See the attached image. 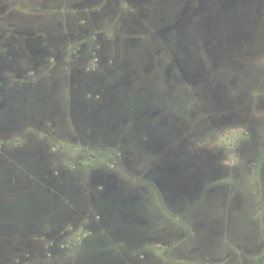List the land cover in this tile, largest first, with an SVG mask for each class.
<instances>
[{"label": "rangeland", "instance_id": "374dc122", "mask_svg": "<svg viewBox=\"0 0 264 264\" xmlns=\"http://www.w3.org/2000/svg\"><path fill=\"white\" fill-rule=\"evenodd\" d=\"M1 65L0 264H264V0H0Z\"/></svg>", "mask_w": 264, "mask_h": 264}, {"label": "trees", "instance_id": "16d2710c", "mask_svg": "<svg viewBox=\"0 0 264 264\" xmlns=\"http://www.w3.org/2000/svg\"><path fill=\"white\" fill-rule=\"evenodd\" d=\"M16 69H9L7 67H3L2 65L0 66V136H2V138L0 137V157L2 158H6L7 156V151H6V147L5 142H7L8 139H5V133L3 130V128H1V126H3V122L1 121V117H2V112L4 111L5 107L7 106L8 103V95H7V91L8 88L5 86V83L9 80H13V78H16L15 80L18 82V84H21L22 81H19L18 77L16 76ZM15 76V77H13ZM4 127V126H3ZM3 129V130H2ZM22 143V142H19ZM14 144H18V143H14Z\"/></svg>", "mask_w": 264, "mask_h": 264}]
</instances>
